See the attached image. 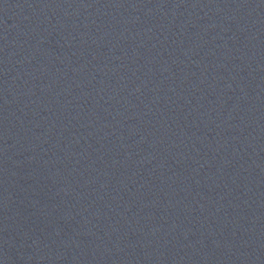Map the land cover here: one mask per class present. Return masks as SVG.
Instances as JSON below:
<instances>
[{"label":"water","instance_id":"95a60500","mask_svg":"<svg viewBox=\"0 0 264 264\" xmlns=\"http://www.w3.org/2000/svg\"><path fill=\"white\" fill-rule=\"evenodd\" d=\"M0 264H264V0H0Z\"/></svg>","mask_w":264,"mask_h":264}]
</instances>
